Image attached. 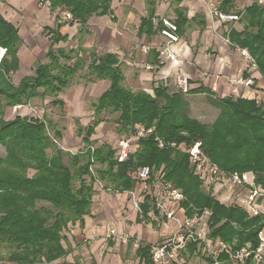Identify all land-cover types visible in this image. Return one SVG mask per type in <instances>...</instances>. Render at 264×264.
Listing matches in <instances>:
<instances>
[{
    "label": "trees",
    "instance_id": "1",
    "mask_svg": "<svg viewBox=\"0 0 264 264\" xmlns=\"http://www.w3.org/2000/svg\"><path fill=\"white\" fill-rule=\"evenodd\" d=\"M41 2L48 3L53 12H69L73 17L70 24L78 23L81 34H89L88 21L92 17L113 14V0ZM155 2L147 0L148 13L141 19L140 36L153 35ZM218 9L231 14L235 9L234 0H221ZM178 12L175 24L181 37L188 19L183 10ZM234 13L239 16L238 22H246V25L240 31L233 27L227 32L231 47L247 49L264 79V6L255 1ZM62 25L59 23L50 31L49 62H37L34 75L15 85L11 75L19 69L23 41L19 29L0 12V48L5 50L0 63V145L6 151L5 157L0 158V250L7 249L6 253L0 251V264H52L66 257L70 249L64 246L67 242L65 231L69 225L82 224L84 217L90 214L95 184L118 193L134 192L140 184L136 174L143 167L151 169V186L158 181L170 183L182 191L184 199L180 206L187 217L202 214L205 209L212 212L208 220L211 238H219L235 249L247 243L256 247L264 215L250 217L244 209L225 206L211 192H205L201 177L193 172L188 148L200 141L204 154L212 163L230 173L253 172L257 183L264 188V103L245 98H216L221 112L213 124H203L186 114L183 95L180 92L171 94L164 84L154 90V95L126 88L117 54L98 56L96 50L82 47V39L77 49L54 51V45L68 39L60 33ZM162 29L161 20L157 23V31ZM88 53L89 62L84 59ZM149 55H153L151 62L158 64L156 49H151ZM60 58L68 63H60ZM85 66L90 82L109 81L110 84L94 103L91 125L79 132L83 131L85 148L67 154L66 163L65 151L48 135L44 119L18 115L7 120L6 111L27 106L36 98H57ZM188 93L212 95L203 86L190 89ZM53 104L64 105L59 99ZM107 111L118 114L120 134L133 136L137 127H155L153 134L137 140L136 150L122 163L117 161L116 148L92 139L95 129L103 122L101 115ZM55 135L62 139L61 132ZM151 201L148 197L139 205L143 218L148 217ZM156 202H153L154 208ZM39 203L48 207H38ZM197 247V243H191L187 249L196 250ZM150 251L149 246L140 247L137 255L147 264H154ZM209 259L212 263L213 259Z\"/></svg>",
    "mask_w": 264,
    "mask_h": 264
},
{
    "label": "crops",
    "instance_id": "2",
    "mask_svg": "<svg viewBox=\"0 0 264 264\" xmlns=\"http://www.w3.org/2000/svg\"><path fill=\"white\" fill-rule=\"evenodd\" d=\"M0 1V12L19 29L23 41L19 50V69L11 75V81L15 85H19L25 77L34 75L35 65L38 62L36 56L42 53L44 46L41 43H36V39L43 41V36L48 35L46 41L51 43L48 48L49 51L52 46L50 31L61 23L63 25L60 33L63 36H68V39L60 43L68 44L70 40L72 41L70 50L77 49L80 46L79 40L82 39V47L89 51L96 50L98 56L106 53L117 54L122 70L126 67L127 70L137 74V82H146L150 85V90H143L150 95H154V90L161 84L166 85L171 94L177 93L176 79L179 75H186L190 79V89L203 86L214 93V95L212 94L214 98H245L264 103V79L262 75L257 69L251 70L240 51L226 42L228 25L237 29L241 24L238 21L225 24L218 19L215 20V17L211 15L210 10L219 4V0H182L181 2L178 0H157L155 5L156 19L151 36L138 35L141 19L145 18L148 13L147 0H125L127 2L123 5L121 13L123 15L124 10L127 11V21L126 25L121 28L115 25L120 18L114 14L115 0H113L112 15L94 16L88 21L89 34L79 33L80 25L78 23L70 24V22L61 21L63 11L53 12L49 4L42 3L41 0ZM27 4H31L33 7L32 12H27ZM207 4H209V11L206 10ZM216 7L219 8L220 6ZM179 10L184 11L188 23L180 41L169 45L170 49L179 57V61L167 62L162 66L152 63L153 55L143 53L142 47H150L157 51L159 47L167 45V40L160 31H157V23L163 19H170L175 23ZM130 21L134 23L137 21L132 30L128 27ZM223 28L226 32L222 31ZM75 43L76 46H74ZM245 75L254 80L255 85L253 87L237 86L229 82L245 77ZM103 82H107L108 88L110 82ZM215 83L218 85L217 91L212 89ZM72 88L66 89L65 94L64 92L60 93L55 100H62L64 105L69 107L68 104L74 99L78 105L75 108L78 113L76 112L73 117L71 114L67 117L75 126V119L82 116V119H79L81 126L87 127L94 120V112L93 116L89 117L84 107L85 97L90 92L96 93V91L90 86L89 90L85 91L82 84ZM70 90H73L72 98ZM98 94L99 97L102 93L99 91ZM53 103L51 106L54 105ZM22 107L30 111L27 108L29 106H19L13 107L14 109L9 108L10 114L13 116L15 114L13 110ZM37 110L42 111L44 109L37 107ZM72 123L68 128L73 127ZM102 123L98 127L103 125ZM62 138L65 143H68L69 148L77 147V142L71 141L69 135L62 136ZM92 139L101 144L96 129ZM95 185L90 214L84 217L82 224L80 222L75 223L71 233H67V242H64V246L69 247L70 253L52 264H147L137 255L138 249L149 246L152 255L153 248L167 240L177 229L173 220L168 219L163 211L153 207V202H162L166 209L174 208L179 219L187 217L180 204H173L168 198L161 196L159 190H154V184L152 186L150 184V193L148 192L142 201L143 203L148 197L150 201L152 200V208L147 218H143L140 210L135 209L130 199L131 192L118 193L104 188L102 190L97 189L98 184ZM140 187L142 186L138 184L134 191L140 192ZM203 228L204 234L210 237L208 224H204ZM112 229L116 231L114 237L110 234ZM127 239L128 243L126 244L124 242ZM179 258V264H211L209 259L211 257H207L204 253V247L200 246L196 250L185 249L180 252Z\"/></svg>",
    "mask_w": 264,
    "mask_h": 264
},
{
    "label": "built area",
    "instance_id": "3",
    "mask_svg": "<svg viewBox=\"0 0 264 264\" xmlns=\"http://www.w3.org/2000/svg\"><path fill=\"white\" fill-rule=\"evenodd\" d=\"M211 15L222 22H237L239 16L235 14H225L219 11L218 8H212L210 10ZM62 19L70 21L73 19L69 12L62 13ZM164 29L161 31V35L167 40V45L159 47L157 52L159 54L160 66L167 62H177L179 57L174 53L169 45L178 43L180 41V35L178 34V26L170 19H163ZM226 42L231 46L229 39ZM244 59L256 70L257 64L253 56L247 49L237 48ZM150 47H144V53H149ZM3 58V55L0 59ZM237 86L253 87L255 82L252 78L240 77L229 81ZM176 86L182 93H188L190 90V79L188 76L179 75L176 79ZM217 83L213 86V91H217ZM155 127L146 128L140 126L136 128L133 138L139 140L140 138L147 137L153 134ZM158 140V139H157ZM132 140L128 138L121 139L116 147L117 149V161L122 163L126 161L132 153ZM162 141H160V147H163ZM94 151V148L91 147ZM191 164L197 174L203 171L206 164V156L202 149V143L195 142L188 148ZM94 162V160H92ZM208 169L206 177L209 175L211 180L219 183L224 187L231 189L232 195L236 197L244 193L243 197V209L250 215V217H257L264 215V188L257 183L256 175L253 172L244 173H230L221 169L218 165L208 161ZM94 173V171L92 170ZM137 179L140 185L144 186V189L150 188L151 169L149 167L141 168L137 174ZM159 193L168 198L173 204H180L184 199L182 191L174 187L170 183H159ZM133 194V192H131ZM143 201V200H142ZM142 201L140 203H142ZM140 204H137L139 208ZM155 208L164 212L165 216L173 221L179 222L176 211L174 208L166 209L163 203L157 201ZM212 212L209 209H205L202 214L196 213L192 217H185L184 221L179 222V231L169 240L164 241L156 245L152 250V260L154 264H178V257L180 252L187 249V246L191 243H197L198 246L204 247V253L207 257L213 259L211 264H264V224L258 232V244L253 247L251 243H247L245 246L235 249L232 245L226 244L221 239H211L204 232H199L197 228L203 222V219H210ZM112 237L116 236V231L112 229L110 231ZM214 247V248H213Z\"/></svg>",
    "mask_w": 264,
    "mask_h": 264
},
{
    "label": "rangeland",
    "instance_id": "4",
    "mask_svg": "<svg viewBox=\"0 0 264 264\" xmlns=\"http://www.w3.org/2000/svg\"><path fill=\"white\" fill-rule=\"evenodd\" d=\"M201 1H203V0H201ZM255 1L259 2L261 5L264 6V0H234V8H235L234 10L235 11H242L247 7V5H251ZM125 2H127V1L115 0V2H114V14L118 15V17L120 18V20L118 19L116 21L115 25L119 28L126 25V21H127L126 20L127 11L124 10L123 15L121 13V10H122ZM235 3H236V5H235ZM175 4H177V3H175ZM219 4H221V0H219ZM219 4L216 6H220ZM0 5H1V1H0ZM208 5L209 4H207L206 10L209 11L210 9H209ZM210 5H212V4H210ZM136 6H137V4H136ZM216 6H214L213 8H217ZM27 8H28L27 12L33 11V7L31 6V4H27ZM234 10L232 11L231 14H235ZM215 20H217V18H215ZM61 21H65V20L61 19ZM68 22L69 21L67 20L66 23H68ZM135 23L132 21L128 22V27L130 30H132L135 27ZM225 24H230V23H225ZM240 24H241L240 27L237 26L238 27L237 29H239V31L243 29V27L246 25V22H241ZM231 28H232V25H228V33H229ZM222 31L226 32L225 28H223ZM47 36L48 35H46V34H45V36H43V41L36 39V43H38V44L41 43L44 45L42 53H40L38 56H36L38 62H42V63H48L49 62V59L47 58L46 53H47L48 48L51 45V43L46 41ZM24 37H25V39H27L26 36H24ZM71 42L72 41L69 40L68 44L59 43L58 45L54 46L53 50L57 52L60 49H65V52H68L71 48L70 45H72ZM74 46H76V43L74 44ZM144 47L145 46L142 47L143 53H144ZM2 55L4 57L5 50L0 48V59H1ZM241 56H242V54H241ZM60 59H61L60 63H62V64L68 63V62H66L65 59H63V58H60ZM84 59H85V61L89 62L90 56L87 54L86 56H84ZM243 59H244V57H243ZM248 65H249L251 70H255L249 63H248ZM123 74L125 76V80L123 82V85L126 88L132 90L133 92L143 91L144 89L150 90V85L147 84L146 82H137V80H138L137 74H135L133 71H129L125 67V68H123ZM78 84H82L85 87V91H87L89 86L93 87L94 90L96 91V93L94 91L90 92V94L87 97H85L86 100L84 103V107L87 110V114L89 115V117H92L93 112H94V103L97 100V97L99 95L98 93H99V91H100V93H103L107 89V82L98 81V80H96L95 83L90 82V80L88 79V69H87V66H85V68L83 70H81L74 77L73 82H72L70 87H73L72 89H74ZM96 89H98V90H96ZM72 91L73 90H70L71 98L73 97ZM178 92H180L185 99V102L187 104L186 114H188L189 117H191L193 119H197L199 122H201L203 124H213L214 123V121L219 116L221 109H220V106L215 103L216 98L213 97L214 93L212 91H211V94H213V95H210V94L194 95V94H190V93H182L179 89H178ZM64 94H65V92H64ZM54 101H55V97H52V96L51 97L48 96L45 99L38 98V99L34 100L33 103H31L30 105H27V106H29L27 108L30 109V111L29 110L27 111L25 107L15 108V110H13L15 112V114L13 116H12V114H10V111H9L10 109H7L6 119L11 120L12 118H14L18 115L19 116L27 115L29 117H37L40 119H44L47 123L46 126H47L48 135L51 138L55 139V142L58 143V145L65 151V154H66L65 155V162L68 163L67 154H69L70 152L73 154L78 153L79 151L83 150L86 146V144L83 142V138H84V134L82 133L83 131L81 132V134L79 133L80 132L79 129L82 130L85 127L81 126L82 124L79 120V119H82V116H80L79 119H75V123H76L75 126H74V123L70 122L69 121L70 119L67 117L70 114L72 117L76 115L77 111L75 110V108H77L78 105L76 104L74 99H72L71 103L68 104L69 107H67L65 105H60V104L51 106ZM37 107L40 109L42 108L44 110L38 111ZM43 111L45 112L44 114L42 113ZM101 119L103 120V123H102L103 125L96 128V131L98 132V137H99V140L101 141V143H108V144L112 145V147L116 148L118 145V142L121 139L128 138V139L132 140V142H131L133 144L132 151L136 150L134 145L137 144V140H135L133 138L134 135L132 136V135H128V134H120L118 132V124H117L118 114H112V113L107 111L101 115ZM71 123H72L73 127L68 128V126ZM57 131L61 132L63 137L64 136L66 137L69 135L71 138V141L77 142V145H76L77 147L69 148L68 143H65L63 138L60 140L56 137L55 133ZM67 131H68V134H67ZM5 155H6L5 148L0 145V158H4ZM208 161H210V159L207 158V156H206V164H205L203 171L200 172V174H197L195 172V170L193 171L196 175H199L201 177L203 190L205 192H208V193L211 192L212 196H214V198L216 200H218L220 203H222L224 205L237 206L239 208H242L244 205L242 199L245 195L244 193H246V192L240 194L239 197L238 196L236 197L235 195H232L231 189H229V187L223 188V186L221 184L216 183L213 180H211L209 175L206 177V175H207L206 172L208 169V166H207ZM94 169L95 168H93V171H94ZM192 169H194V168H192ZM32 174H33V172H30V175H32ZM158 183H159L158 181L156 184L154 183L155 184V188H154L155 191H156V189L160 190ZM96 184H98L97 189L103 190L102 184H99V183H96ZM140 186H142V187H140V189H141L140 192L134 191L133 194H130V196H131L130 199L132 200L135 209H138L137 204H140V202L143 200L144 196L147 195L148 192L150 193V190H149L150 188H148L146 190V189H144L143 185H140ZM109 193L112 194V192H109ZM164 198H166V197H164ZM42 206L48 207V205L45 203H39L38 204V207H42ZM177 218L179 219V217H177ZM184 219L185 218H183V217L180 219L181 223H182V221H184ZM179 222L174 221L175 225L177 226V229L172 233V235L167 240L172 238L179 231L180 225H181ZM204 224H208V219H206V218L203 219V222L200 225H198L196 229H198L199 232H203L204 231V228H203ZM72 230H73V225H69L68 229L65 231L66 237H67V233H71ZM167 240H165V241H167ZM124 243L127 244L128 239ZM0 251L2 253H6L7 249H2ZM179 262H180V258L178 257V264H179Z\"/></svg>",
    "mask_w": 264,
    "mask_h": 264
}]
</instances>
